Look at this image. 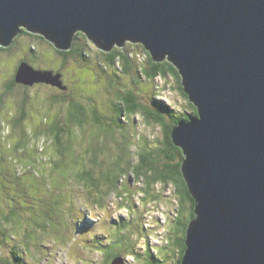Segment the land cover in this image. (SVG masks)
<instances>
[{"label": "water", "instance_id": "obj_1", "mask_svg": "<svg viewBox=\"0 0 264 264\" xmlns=\"http://www.w3.org/2000/svg\"><path fill=\"white\" fill-rule=\"evenodd\" d=\"M23 28L62 51L83 32L172 62L198 110L172 129L195 200L181 264H264V0H0V47ZM14 79L67 89L28 61Z\"/></svg>", "mask_w": 264, "mask_h": 264}, {"label": "rangeland", "instance_id": "obj_2", "mask_svg": "<svg viewBox=\"0 0 264 264\" xmlns=\"http://www.w3.org/2000/svg\"><path fill=\"white\" fill-rule=\"evenodd\" d=\"M74 47V52L65 58L42 35L20 31L10 48L0 49V219L5 213H9V205L16 199V223L9 230L18 236L14 242L18 244L17 248L21 246L25 251L26 264H110L112 260H105V254L93 246L99 247V243L107 246L113 242L112 236L116 234V228H125L131 234L130 242L128 238V241L114 248L115 257L125 256V264H143V260L132 251L146 258L149 249L156 255L154 260L158 263L164 258L165 261L161 264H177L179 248L173 240L184 234L180 223L188 222L192 213L191 202L181 203L174 185L161 183H156L150 189L157 195V200L146 202L143 197L148 194L139 190L143 181H138L129 169L127 174L121 175L117 186L110 187L111 189L107 185L108 179L101 176V182L107 188L102 187L104 194L97 196L101 202L95 203L92 200L94 195L89 194L85 186H81L76 179H70L72 173L75 177L72 166L71 170L59 168L52 171L50 156L55 159L57 156L58 161L65 164L66 160L62 158V153L58 157L59 150L53 142V134L46 132L56 119L62 123L67 122L71 124L73 133L67 131L64 134L62 147L69 146V151L78 155V159L82 158L86 167L98 172L111 169L115 161L120 160L122 167L128 169V163L118 156L121 154L119 146L125 136L127 137L122 147L128 155L133 148L132 166L138 162L137 151H141L144 146L151 144L155 148L162 147L164 133L158 124L146 120L140 113L119 115L116 109L121 105L118 94L126 89H133L144 104L151 103L152 96H156L176 113L192 112L190 100L181 92L176 78L157 76L150 80L142 75L141 69L148 65L149 54L141 43L127 41L122 47H114L129 52L131 56V69L125 72L119 61L109 66L102 52L107 51L84 34L74 39ZM21 61H28L36 68L59 69L67 89L45 83L33 86L18 83L4 94L6 84L13 78ZM70 100L82 103L86 108L82 127L71 119ZM95 115L103 116V122L108 128L115 126V132L106 137L105 132L109 129L102 123L97 125ZM19 117H23V120L17 125ZM116 119L119 121L116 122ZM34 132L46 134L34 138ZM140 135L143 140H139ZM19 139L30 142L32 154L16 149L15 144L18 146ZM89 139H93L92 145L89 144ZM95 154L97 157L92 162ZM37 157L42 158L46 165L44 166L45 162L37 165L34 160ZM42 161L39 160V163ZM78 164L74 166L82 167V164ZM44 168L53 172L51 177L45 176ZM13 172H18L20 181L24 183L16 185ZM119 172L120 170H112L111 174L114 176ZM88 184L90 185L89 181ZM40 187L45 190L43 193L39 192ZM56 194H60L62 204L66 206L65 217L69 219V228L63 229L64 232L61 233L62 227L58 231L62 234L59 238L54 230L63 216L59 210L51 208L49 211L44 208L39 212V217L51 221L48 228V231L51 230L50 234L40 233L37 236L39 234L31 233L27 238L26 235L23 236L38 227L30 219L31 215L42 210L41 206L47 198H56ZM121 194L128 197L121 199ZM125 201H129L132 211ZM72 206H75V215L71 213ZM118 222L122 224L118 226ZM61 224L66 226V220L63 219ZM10 249L7 242H2L0 252L10 254Z\"/></svg>", "mask_w": 264, "mask_h": 264}, {"label": "trees", "instance_id": "obj_3", "mask_svg": "<svg viewBox=\"0 0 264 264\" xmlns=\"http://www.w3.org/2000/svg\"><path fill=\"white\" fill-rule=\"evenodd\" d=\"M21 33H27V31L25 29H22ZM83 34L86 35L83 32L76 33L75 39L79 38ZM8 48L10 47H7V48L0 47V49H8ZM56 50L57 52L65 56V58H67V55L74 52L75 50L74 42H73L72 49L68 51H62L58 49ZM102 52H104L105 59L109 66L115 65L116 62L119 61V63L120 62L122 63V66H121L122 71L125 72L131 69V56L129 55V52L124 51L123 49L118 48V47L113 48L108 52H105V51H102ZM147 53L149 54L148 65L141 69L142 75H144L146 79H150V80L155 79L157 76L174 77L179 81L181 92L188 98V95L183 90V86L181 83V75L179 73L178 68L169 60L155 61L153 60L152 56L150 55L148 51ZM57 71H59V69ZM16 85H18V83L15 81L14 76H13V78L6 84L4 94ZM152 97L153 99L151 103L144 104L138 99V94L133 89H126L125 91H121L118 94V101L119 103H121V105L119 106V108H116V109L119 115H122L124 113L125 115L126 114L135 115L137 113H140L146 120L153 121L156 124H158L162 128V131L164 133V138L161 142L162 143L161 148H155L151 144L146 147L144 146L141 151L139 152L137 151L138 162L130 166L131 156L133 154V148L129 150V155L124 153L122 145L124 146V142L127 137L125 136V139L123 140L122 144H120L119 146V149H121V154H119L118 156L122 159L123 162L128 163L129 168L127 169V168L122 167V163H120V160H116L115 163L113 164V167H111V169L108 168L107 170H101V171L95 172L94 168L86 167L84 162L81 160L82 158L78 159V155H74V153L72 154V152L69 151L71 149L69 148V146L62 147L63 145L62 139H63L64 134H66L67 131H69V133H73V131L71 129V124L67 122L62 123L59 119H56L54 120L53 124L49 125L48 131L46 133L53 134V142L57 145V148L59 150L58 157L60 153H62L63 155L62 158L66 160V164L63 161H58L57 156H56V159L50 156V159H51L50 163H51L53 172L59 168H67V169L69 168V170H71L70 166H72L73 171L75 173V177L73 176V173H72V176H70V179L72 180L76 179L80 183L81 186H85L89 194L94 195L95 198H92V200L93 201L95 200V203L101 202V199H99L100 197L99 194H104L102 193L103 192L102 187L107 188V185H109V188L110 187L114 188L119 183L121 175L127 174L129 169H131L135 178H137L138 181H143V184L142 186H140L139 190L140 192L144 191V194H148L147 196L143 197L146 202L147 200H150V201L157 200V195H154L152 191L150 190L153 187V185H155L156 183H161L164 185L173 184L177 194L180 197V202L182 203L184 201H190L191 206H192V213L190 215L188 222L180 223L184 234L180 238H177V239L175 238V240H173L174 244L177 245L179 248L178 249L179 250V258H178L179 260L177 264H181L185 250L187 248L186 243H185L187 227H188L190 220L195 216V200L190 194L186 180L181 171V164H182V160L184 159V154H183L182 149L174 144V141L172 138V129L174 128V126L178 125L180 122H185V121H188L192 117H197L198 110L196 106L190 101V105L193 110L192 112L176 113L163 101L158 100L156 96H152ZM73 102L74 101L70 100L71 105H69V107L71 106V108L69 109V114L71 116V119L76 120L75 123H77L78 126L82 127L83 125L82 120L84 119L86 108L82 103H73ZM167 116H169L170 119ZM23 117H19L17 119L18 120L17 125L21 124ZM102 117L103 116L95 115L94 121L97 125L101 123L102 125H105ZM118 121L119 120L116 119V122ZM45 123H50V122L45 121ZM105 126L107 127V129H109V131L105 132L107 135L106 137H108L109 135H112L115 132L114 131L115 126L111 125L109 128L107 125ZM46 133L45 132H34L32 136L34 138H40L42 137L41 136L42 134H46ZM100 134H103V132H100ZM28 137L26 139H28ZM26 139L25 140L19 139L18 143L19 142L20 143L18 144V146L15 144V147L17 150H20L22 152L25 151V152H28V154H32L31 153L32 145L30 144V142H26ZM92 140L93 139L88 140L90 141L89 142L90 145L93 144ZM139 140H143V137L141 135L139 136ZM88 148H90V146ZM96 157H97L96 154L93 155L92 162L95 161ZM20 160L26 161L22 158H20ZM34 160L37 161L35 162L37 165H42V163L45 162V161L43 162L42 158L40 159L39 157L34 158ZM39 160L42 162L39 163ZM78 163L82 164V167L80 168L75 167L79 165ZM45 165H46V162L44 166ZM16 168H19V166H16ZM112 170H120V172L113 176L111 174ZM52 171L48 172L44 168V172L46 173L45 176L51 177L53 174ZM13 176L16 177V180H17L16 185L20 183H24V181L23 182L20 181L19 178L21 176L18 172H13ZM101 176H105V178L108 179V184L106 186L105 184H102ZM88 181L90 182V185L88 184ZM42 191H45V190L42 187H40L39 192L41 193ZM36 195L38 194L36 193ZM56 195H57L56 198L54 196H52L49 199L47 198L44 205L41 206L42 210H38L31 215L30 219L34 223H36L38 227L37 228L34 227L32 230H29V232L25 233L23 236L26 235V238H27V235H30L31 233L39 234L37 236H40V233L48 234V235L50 234L51 230L48 231V228L50 226L49 223H51V221L47 220L46 218L42 216L39 217V212L43 211L44 208H46V210H49V211H51L50 210L51 208L59 210V213L63 216L61 219H59L57 223V227L54 230L56 231L55 233L56 235L57 233L59 234L58 231H60L62 227L63 228L60 231L61 233L64 232L63 229L69 228V225H70L69 219L65 217L66 206L62 204L61 202L62 198L60 194H56ZM119 197L121 199H125L128 196L124 197V195L121 194ZM147 197H150V198L147 199ZM12 201L13 200L11 199V202ZM126 203L128 205L129 210L132 211L133 209H132V206L129 204V201H127ZM50 204L52 205V207L50 208L47 207ZM9 208H10L9 213H5L3 217L0 219V250H1L2 242H7L8 245L11 246V249H10L11 251H10V254L6 252L4 253L0 252V264H21V262L23 264H26L27 261L24 256L25 251L23 250L21 246L17 248L18 244L16 245V243L14 242V239H17L16 238L17 235L16 233H13V234L10 233V230H9L12 224L16 223V217L18 214V208L16 207V199L13 204L9 205ZM70 209H71V213L75 215V206L70 207ZM76 213H78V211H76ZM63 219L66 220V223H67L66 226L61 224V221ZM116 224L119 226L122 223L118 222ZM128 231H126L125 228H118V229L116 228V234L112 236L113 242H110V244H108L107 246H105L102 243H99V245L101 244L99 247L93 246V248L100 249L105 254V260L109 258V261L110 260L113 261V258L116 256V254L114 253V248L117 245H121L122 242L124 243L125 241H128V238L130 242L131 234ZM61 233L57 235L59 238H61L60 235L62 236ZM90 246H92V243ZM148 251L149 253L147 254L146 258H142L141 256H138V254L134 250L132 252L139 259L143 260L142 262L143 264H161L162 261L163 262L165 261L164 258H161L158 263L156 260H154L156 255L152 253V250L149 249Z\"/></svg>", "mask_w": 264, "mask_h": 264}, {"label": "bare ground", "instance_id": "obj_4", "mask_svg": "<svg viewBox=\"0 0 264 264\" xmlns=\"http://www.w3.org/2000/svg\"><path fill=\"white\" fill-rule=\"evenodd\" d=\"M110 51V50H109ZM108 52V51H107ZM66 85V84H65ZM125 257V256H124Z\"/></svg>", "mask_w": 264, "mask_h": 264}]
</instances>
